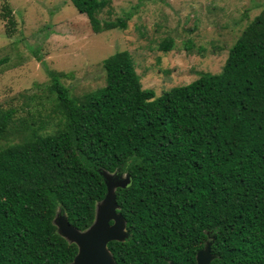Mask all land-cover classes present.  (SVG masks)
I'll return each mask as SVG.
<instances>
[{"label":"trees","instance_id":"1","mask_svg":"<svg viewBox=\"0 0 264 264\" xmlns=\"http://www.w3.org/2000/svg\"><path fill=\"white\" fill-rule=\"evenodd\" d=\"M71 2L95 33L127 27L98 18L107 0ZM39 60L57 126L3 145L16 109L0 106V264H70L78 247L54 217L86 230L103 170L129 176L116 197L127 236L107 244L116 264H196L207 242L209 264H264V8L220 72L158 96L125 50L103 62L105 85L79 96Z\"/></svg>","mask_w":264,"mask_h":264},{"label":"rangeland","instance_id":"2","mask_svg":"<svg viewBox=\"0 0 264 264\" xmlns=\"http://www.w3.org/2000/svg\"><path fill=\"white\" fill-rule=\"evenodd\" d=\"M107 1L98 18L128 17L125 29L95 33L71 0H0V106L16 109L3 145L33 128L50 134L57 126L55 97L39 57L79 96L105 85L103 62L125 50L142 87L158 96L201 73L220 72L229 48L264 8V0Z\"/></svg>","mask_w":264,"mask_h":264},{"label":"water","instance_id":"3","mask_svg":"<svg viewBox=\"0 0 264 264\" xmlns=\"http://www.w3.org/2000/svg\"><path fill=\"white\" fill-rule=\"evenodd\" d=\"M106 185L104 198L96 204L93 223L84 231L73 227L64 215L56 214L54 223L58 232L74 242L78 251L70 264H116L107 244L109 241H122L127 236L125 220L118 209L114 189L125 188L129 183V176L117 175L101 171ZM210 253V242L196 253V264H209L213 259Z\"/></svg>","mask_w":264,"mask_h":264}]
</instances>
